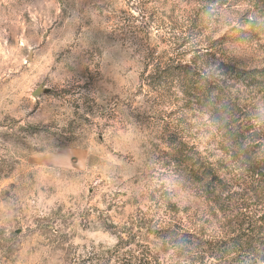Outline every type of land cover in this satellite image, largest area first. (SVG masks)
<instances>
[{
    "label": "rangeland",
    "instance_id": "374dc122",
    "mask_svg": "<svg viewBox=\"0 0 264 264\" xmlns=\"http://www.w3.org/2000/svg\"><path fill=\"white\" fill-rule=\"evenodd\" d=\"M198 1L0 0V264H222L209 258L215 242L239 226L253 237L264 196L216 150L207 118L150 76L206 48L263 67L264 27L253 41L231 35L264 17V0L214 6L179 47ZM241 91L264 120V86ZM166 125L242 196L249 229L181 176Z\"/></svg>",
    "mask_w": 264,
    "mask_h": 264
},
{
    "label": "trees",
    "instance_id": "16d2710c",
    "mask_svg": "<svg viewBox=\"0 0 264 264\" xmlns=\"http://www.w3.org/2000/svg\"><path fill=\"white\" fill-rule=\"evenodd\" d=\"M226 2L227 0H199L194 18H190L192 21L189 25L187 24L186 30L181 31L178 37H172L174 44L179 42V47L185 48L189 41L184 43V40L191 36V31L196 28L195 26H199L198 20L209 16L210 9L214 6L221 7ZM258 2L259 0H252L255 5ZM197 23L198 25H195ZM241 26L244 29L232 31L231 36L234 40L253 41L257 36V31L264 27V17L251 16L246 20L245 25ZM226 39H228L226 36L222 37V41ZM205 50V53L200 50L196 51L200 53V56L192 57L189 65H181V61L176 62L174 59H166L163 63L156 64L150 79H162L156 91L166 93L174 89L175 95L179 96V101L188 112L201 114L207 118L217 145L216 150L222 155L229 156L230 165L235 171L251 179L250 183H246L250 184L248 188L244 189H248V192L252 194L250 196L260 198L264 196V189H260L257 196V189L264 184V120L258 117L260 115L256 112V108L243 105L241 89L258 90L260 85L264 86V66L252 69L243 68L217 58L210 48ZM210 60H212L211 64ZM208 66H213L214 70L206 71ZM234 86L238 87L234 88ZM166 127V144L174 153V160L177 162L181 176L187 178L192 184L200 186L205 195L211 198L217 208L222 211L228 206H234L233 211L236 212L234 216H241L243 220H248L244 227L249 229V217L239 212L241 209H250V207H246L241 195L230 194L216 164L208 163L197 152L193 153L185 137L179 136L174 130L168 132L169 125ZM243 184L241 186H246ZM239 200L243 202L239 203ZM233 211L231 209L230 213L232 214ZM261 216H264V210ZM256 225L263 226L264 217L257 218L253 226ZM240 227L237 229L238 232L235 231L225 239L215 242L211 246L212 254L210 253L209 258L220 261L222 264H263L264 230H260L259 227L252 230L253 238L241 234L245 230H240ZM167 232L172 231L167 230ZM169 236L172 242H176V238H179L171 233ZM188 237L198 245L196 237L190 235ZM178 242L190 246L194 244L190 240L180 239Z\"/></svg>",
    "mask_w": 264,
    "mask_h": 264
},
{
    "label": "water",
    "instance_id": "95a60500",
    "mask_svg": "<svg viewBox=\"0 0 264 264\" xmlns=\"http://www.w3.org/2000/svg\"><path fill=\"white\" fill-rule=\"evenodd\" d=\"M40 93H44V94H47L48 93V90H41V89H38L36 90L33 95H39Z\"/></svg>",
    "mask_w": 264,
    "mask_h": 264
}]
</instances>
